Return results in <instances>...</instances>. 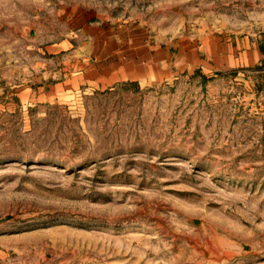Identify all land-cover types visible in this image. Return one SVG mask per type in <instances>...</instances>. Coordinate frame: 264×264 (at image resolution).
Here are the masks:
<instances>
[{
    "label": "rangeland",
    "instance_id": "obj_1",
    "mask_svg": "<svg viewBox=\"0 0 264 264\" xmlns=\"http://www.w3.org/2000/svg\"><path fill=\"white\" fill-rule=\"evenodd\" d=\"M0 264H264V0H0Z\"/></svg>",
    "mask_w": 264,
    "mask_h": 264
},
{
    "label": "crops",
    "instance_id": "obj_2",
    "mask_svg": "<svg viewBox=\"0 0 264 264\" xmlns=\"http://www.w3.org/2000/svg\"><path fill=\"white\" fill-rule=\"evenodd\" d=\"M138 47L142 49L137 50L134 56L126 58V64L123 66L124 72L128 77L133 79L165 77L171 71L173 73L174 68L178 67V65H171V63H166L164 65L163 63L166 62L165 57L159 55L153 56L150 52L149 54L145 53V46ZM113 53H115V51L108 53L107 56H111Z\"/></svg>",
    "mask_w": 264,
    "mask_h": 264
}]
</instances>
